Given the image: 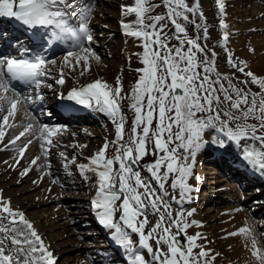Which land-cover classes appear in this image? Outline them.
Instances as JSON below:
<instances>
[{"label": "snow or ice", "instance_id": "obj_1", "mask_svg": "<svg viewBox=\"0 0 264 264\" xmlns=\"http://www.w3.org/2000/svg\"><path fill=\"white\" fill-rule=\"evenodd\" d=\"M162 2L167 9L166 15H151L154 8L159 7L152 5L151 0H134V6L122 9L125 16H136L135 21L122 25L125 34L140 41L143 48L141 62L144 67L137 69L141 75L130 95L122 96L121 87L112 88L100 80L72 89L67 95L68 101L107 114L116 126V138L111 141L116 152L106 155L109 148L106 141L97 153L88 158V164H80L78 168L81 172H92L97 176V197L93 207L97 209L99 222L114 230L112 238L127 254L129 264H211L215 257L209 258L208 252L201 250L193 254L194 247L202 249L196 244L198 239H204L199 233L186 236V245L178 239L191 225L186 222L183 211L173 216L171 204L165 200L169 195L165 186L171 179L173 192L179 190V199L172 196L177 204L191 199L190 193L194 189L187 181L192 176L196 155L205 144L203 133L206 130L215 131L214 143L221 148L232 144L241 165L264 177V77L258 78L251 71H245L246 64L238 65L229 53L232 67L251 77L250 81L240 83L254 84L259 91L252 92L250 88L246 91L231 80L225 85L220 74L215 72L214 61L208 59L206 49L199 43L200 36L193 38L187 32V24H192L198 32L202 27L195 20L197 15L202 17L198 3L189 6L186 0ZM67 7H70L68 0H0V18H12L29 31L39 29L33 35L41 42V48L70 41L77 52L68 51L67 56L89 53L91 49L85 43L93 40L88 27L91 12L80 11L81 23L77 28L69 22L68 13L64 11ZM220 12H224L223 0H220ZM71 15L78 14L73 12ZM169 24L175 30L171 36L166 31ZM222 27L227 29V24L222 23ZM203 32L207 40L206 26ZM223 39L225 42L229 40L227 32ZM172 40L177 43L171 44ZM212 55L215 57L216 54L213 52ZM81 58L86 60L88 57ZM54 63L55 60L44 56L20 59L0 56V91L7 93L11 88L14 92L11 97L0 96V121L3 125H7L9 117L14 116L21 95L18 89L12 88L13 82L39 89L45 83L42 78L49 75L47 65ZM58 83H64L63 76ZM24 99L34 103L43 101L44 97L37 92L34 98ZM124 99L131 102L129 107L135 113L126 141V117L121 109ZM249 120L256 123H249ZM27 127L30 129L32 126L29 124ZM58 134L57 128L41 126L39 138L44 141L41 147L45 152L52 146H58L52 139ZM4 135L0 131V143ZM19 139L17 136L9 143L14 145ZM149 145L156 159L147 166L149 176L142 177L138 164L149 154ZM26 147L20 149L21 157ZM60 155L64 156V153ZM35 162V159L31 161ZM71 163H75V157ZM116 164L118 168H114ZM27 171L25 169V174ZM116 212L121 213L120 222L114 223ZM150 214L159 218L145 234ZM128 229L132 234H138V247L133 245ZM248 231L241 229L240 233L246 235ZM149 241L155 242V250ZM161 245H166L167 251ZM252 248L258 264H264V253L256 248L254 238ZM145 249L152 255L151 261H146ZM0 264H55L53 254L32 223L22 211L14 209L10 201L2 197Z\"/></svg>", "mask_w": 264, "mask_h": 264}, {"label": "rangeland", "instance_id": "obj_2", "mask_svg": "<svg viewBox=\"0 0 264 264\" xmlns=\"http://www.w3.org/2000/svg\"><path fill=\"white\" fill-rule=\"evenodd\" d=\"M207 0H186V2L189 4V6L196 5L198 3V12L202 13V17L200 15H197L195 17L196 23L200 24L202 27L201 29L198 30L192 25V24H187V32L190 37L195 38L197 35L200 36L199 43L206 49L207 51V56L209 60L214 61V69L216 73H219L223 82L225 85H227V81L231 80L233 84H235L237 87L244 88L246 91L248 88L251 89L252 92H258L259 88L254 85V84H247L244 85L240 83L241 81L245 80H251V77H246L242 73L236 72V73H231L228 70H226L224 67L221 66L224 60V55H223V50L226 49L230 45L231 42H234L236 37H231L227 42H223L222 46L219 47L213 42V36H212V24L215 23L214 19V11L218 10V4L220 3V0H209L211 3V10L205 14L203 10V2ZM18 2V0H17ZM70 4V7L64 8V11L68 13L69 16V22L74 26V27H79L81 21L79 19V13L81 10H90L91 16L90 20L88 22V27L91 31V34L93 36V40L90 43H85L86 47H89L91 51L89 53H83V52H78L77 55L73 56H67L68 51H73L77 52V49L73 47L72 43L70 41H65L62 45V49L57 51L55 54H52L50 56H45L46 59L48 60H55L54 64H48L47 65V70L49 72V75L46 77H43L42 79L45 81L43 85H41L42 89H36L34 86L32 88H28L22 84H19L18 82H13L12 88L18 89L21 95L19 96V100L22 103V111L18 115L10 116L9 117V122L7 125H3L2 121H0V131H3L6 133L7 136V146L4 148L0 147V156H14L16 152L14 150L16 149L18 152H20L21 148H24L25 145H27L26 150L28 151L31 147L35 146L38 148V151H40L44 156H50L53 155L56 160V162L52 167L51 163L52 161H49L48 158H43L46 164H48L49 167H46L45 169L40 170H35V174H32L30 176H25L23 174V170L19 172L22 176V179L19 180V184L9 186L11 180H16V173L11 174L9 171H4L2 176H8L7 181H5L6 186H9L13 191L14 195L17 197L19 200H30L33 202H39V200L36 199V197H39L40 200H45L47 199V202L42 205V207H35L34 209H26L24 210L25 213L31 214L32 212L38 213L41 211L43 214H48L63 210L67 211L68 218H63L60 220V223H64L68 221V219H71L74 222V225H66L67 229H70L71 232L74 233L72 236L74 240H77L81 246L82 250L80 253V260H70L69 264H102L101 261H98V256L101 254L100 252L106 253L107 247H103L100 245H105L108 241V239L102 237V228H104L102 225H100L99 220L94 218L93 215V220L91 219L90 216L92 214L90 213L92 208H93V198L95 197L94 195L90 193V195H87V192L84 191V183H80L79 187L74 188H64L57 182H55L52 178H50V172H55L57 174L55 175H60V174H65V170L63 169L65 164L64 159L60 155V153H64V156L72 159L75 157L76 161V167L78 168V165L80 164H88L89 157H92L95 153H97L105 144V142H109V145L111 144V141L115 140L116 138V126L113 124L111 118L109 119V122H105L100 120L97 122V124L94 123H88L87 121L84 122H78V123H63L59 121H52L51 119H54V104L57 101L63 102L65 101L67 95L72 89H80L77 85V81L82 78V74L85 72V69H88L87 71L92 72L93 66H92V59L91 56H96L103 61L107 63H112V60L115 61V63H118L119 66L121 67V70L117 75L115 76L116 84L115 87L119 86L122 88V95L128 94L130 95L135 88V85L139 79V76L141 73L137 71V69H140L144 67L142 64V52L143 48L141 47V42L132 39L131 43H133V47H130V53L133 59H130L129 57H126L124 61H118L116 58L110 57V54L113 51H116L114 48L116 46H119V53L121 55L122 52H124V44L125 41L119 38L120 34L122 33L121 31L124 30L123 24L124 23H131L136 20V16L129 15L125 16L123 13V8L124 6H134V0H80V1H74V0H69L68 1ZM71 2H75L77 4L71 5ZM239 2V1H237ZM242 4L244 7L243 8L246 13H253L256 14L258 12H261L263 16L264 13V0H241ZM152 5H159V7H155L154 10L151 12V15H166L167 9L164 7L162 0H151ZM238 4V3H236ZM262 4V10L257 9V5ZM239 9V8H236ZM73 12H76L78 15L77 16H72L71 14ZM220 12V8H219ZM223 17H218L216 20H225L228 18V12L227 9H224V12L222 13ZM190 19L192 18L191 14ZM238 16V15H237ZM243 17H248L247 22L240 21L241 24H249L250 22L252 23H257L260 24L264 22V17L262 18H255L253 19L254 16H243ZM6 19V18H3ZM10 19V18H9ZM15 26L20 25V24H14ZM207 27V40L204 39V32H203V27ZM244 29L243 26L240 28V30ZM248 30V29H246ZM168 32V35L171 36L173 34L174 27L169 24V29H166ZM218 31L217 30V34ZM222 34L224 32H227L226 29H223ZM122 35V34H121ZM249 35H253L256 37H261L264 36V31L256 30V31H250V32H242L238 33V38H247ZM32 35H29V38H31ZM131 36H129V39ZM19 38L21 37H16L12 41V45L9 49V51H3L0 53V56L4 57H13L15 54L19 55V51L21 49V46H23L24 49H27L28 46L26 44H22L21 46L16 43ZM217 41V40H216ZM139 43V49L135 47L136 43ZM27 43V42H25ZM177 41L172 40L171 44H176ZM14 44V45H13ZM122 45V46H121ZM0 46H2V43L0 41ZM1 48V47H0ZM49 48V47H47ZM123 50H122V49ZM136 48V49H135ZM17 51V52H16ZM248 53L251 56H254V61L258 63L261 66V58L260 60L257 59V57L252 53V50L250 48L247 49ZM215 53V57H213L212 53ZM88 56L90 57L89 59V65L87 66H80V63L84 61L81 57L83 56ZM258 56L263 55V51H260V47L258 48L257 52ZM25 55H27V52H25ZM44 55V49L43 51L37 53L36 56H42ZM18 57V56H17ZM14 56V58H17ZM20 59V58H17ZM79 61V63H77ZM117 61V62H116ZM121 62V63H120ZM131 64H130V63ZM245 65V64H244ZM263 65H262V67ZM252 72V71H251ZM256 77L260 78L258 74L255 73V70L252 72ZM63 76L64 83L61 85L58 83V80ZM215 78V77H214ZM48 85H51L49 87ZM87 83L84 82V86H86ZM18 86V87H17ZM30 92V93H29ZM37 92L43 95L44 99L43 101H35L33 102H26L24 97H35L37 95ZM2 91H0V94ZM11 93L10 95H14L13 90L10 88L9 92ZM48 95H47V94ZM11 97V96H9ZM62 97H64L62 99ZM23 98V99H22ZM129 103L126 105L125 110L126 112L124 113L126 117V122H125V137L124 140L128 139V132L129 129L132 127L133 120L135 118V113L131 110L129 107ZM5 107H8V105H5ZM83 106L82 108H84ZM86 108V107H85ZM89 108V107H87ZM89 111L92 110V108L88 109ZM131 110V112H130ZM99 116L100 114H93ZM198 116L201 114H197ZM22 117H26V119L22 120ZM131 117V118H130ZM128 119V120H127ZM127 123V124H126ZM249 123H256L254 120H249ZM31 124V128L29 129L27 126ZM9 125V126H8ZM38 125L42 126H48L51 128H57L59 129V134L54 135L53 137H58L59 140L62 143H59L58 146H52L49 148L47 152L43 151L41 144L44 142L42 139L39 138V132H36L34 129L38 127ZM155 125V121H154ZM11 127L8 129V127ZM17 127V128H16ZM112 128L113 131H110L109 128ZM27 136L23 139V142L13 145L10 144L9 141L17 137V134L20 132L24 131L27 132ZM82 132L89 133V132H95L98 135L93 136V137H85L83 136ZM259 134V133H258ZM89 135V134H88ZM115 135V136H114ZM216 133L213 130H206L203 133V141L205 142L204 146L202 149L206 150L209 155H219L221 152L217 150L216 148L219 147L218 144L214 143V138L216 137ZM52 137V138H53ZM31 140V143H28V141ZM98 142H102L101 145L98 144ZM124 141H121L123 143ZM242 144L244 141L241 142ZM53 144L57 145V143L53 142ZM16 145V146H15ZM75 145L79 146H85V148L82 147H75ZM228 146H230L232 149L230 151L235 152L237 159L235 162L234 159H230L232 156H225L228 157L226 160L225 158H222L220 160L221 164L220 167L225 169L224 166H226L224 163L226 161L233 162L236 164H239L241 167V163H239L238 159V152L233 148L232 144H226L222 150H225ZM221 148V147H220ZM3 151H2V150ZM53 150V151H52ZM29 152V151H28ZM205 154L201 152L199 153V158L197 155V161L195 160V165L197 162L204 156ZM39 156L35 154L32 150H30V155L28 158L25 160V165L31 167L33 163H31L32 160H36ZM63 159V160H62ZM156 157L151 154V145H149V154L145 155L142 159H140L138 167L141 171V176L142 177H148L149 173L147 171V166L152 164ZM207 165H211L209 161L204 162V166L207 167ZM51 166V167H50ZM217 165H214L212 167H216ZM116 168H118V164L115 165ZM227 168V167H226ZM244 171L248 172V169L246 167H242ZM218 169V168H217ZM220 169V168H219ZM219 169L217 170V174H211L207 177V180L205 182H209L210 178L212 177H223L229 176L228 172H219ZM49 173V175H47ZM34 175V176H33ZM213 175V176H212ZM41 178L47 179L43 184L41 185H34L37 180ZM259 181L254 184L253 186H246L247 188L244 190L242 185L238 181H234V179L231 178L229 181H234L235 184H238V188L236 189L237 191H232L234 194H237L239 198L237 199H226L222 197H214L212 196V199L209 200V202L206 201H200L202 203L201 205L199 204V208L196 210L194 209L193 206H195L194 203H190V200H185L182 204H177L172 200V196L175 195L177 199L180 198V192L179 190H176L173 192L171 189V179H169L168 184L165 186L167 192L169 195L165 197L166 202L171 204L172 208V214L173 216H176V214L180 211H183L184 217L187 223H189L191 226L187 228L185 236H194V234L189 233L190 230H192L193 226H199L198 223H194V216L196 215V211L203 209V213L207 212V207L208 205L212 206L213 210L217 208V210L213 213H210L213 217L214 220L208 218L207 221L209 222V225H211L213 228H219V231L221 232L217 243V247L222 249L223 252H229V240L230 238L234 237V235H229L230 233H236L239 231L238 228H243L240 218H239V211L242 213H246L250 219L255 222L252 224L253 228L252 231L255 232V234L258 237V243L260 245V249L264 253V177L258 175ZM80 180V179H79ZM65 183H68V179H63ZM248 180H245L243 183H245ZM64 183V184H65ZM187 183L192 186V179L191 177L188 179ZM229 183V182H224L218 186H223V184ZM33 186V187H30ZM155 187V184L153 185ZM209 188L207 190L212 191L210 189V185H208ZM30 187V188H28ZM55 187L57 190L62 192L61 196L59 198H54L51 196L50 188ZM6 189V188H5ZM259 190V191H258ZM159 192L160 190L157 189ZM41 194L44 196H35V194ZM203 193V192H202ZM228 191H223L220 194H228ZM11 197V196H10ZM247 204H244V202L248 201ZM11 200H13L15 203L18 202V200H15L11 197ZM26 202V201H25ZM233 206H239L238 210H233ZM32 211V212H31ZM189 213H191L189 215ZM121 213L118 212L116 214L117 221H119ZM158 215L155 214H150L148 219L150 220L149 223L145 226L144 232L147 234V232L155 225V223L158 220ZM207 218V217H206ZM142 219V217H141ZM154 219V220H153ZM211 220V221H210ZM50 223H52V220H48ZM152 221V222H151ZM42 222L45 223L43 220ZM98 222V223H97ZM97 223V224H96ZM237 225L239 227H237ZM237 228V229H235ZM245 228V227H244ZM245 229H250L246 226ZM237 230V231H236ZM54 231L58 233H63L64 229L63 228H58L57 230H51L46 232L47 236L49 237V243L48 245L53 246V238L52 236L54 234ZM173 233L176 232V229L173 228ZM109 232V231H108ZM240 232V231H239ZM251 232V231H250ZM135 235V234H134ZM137 235V234H136ZM245 235V234H244ZM246 236H249L246 234ZM63 237V235H62ZM71 238V237H70ZM70 238H60L63 242H69ZM53 240V241H52ZM72 240V239H71ZM59 243V241H56ZM150 244L153 245V249L155 250V242L154 241H149ZM63 245V243H62ZM68 245H64V247H60L61 249H70L72 247H67ZM135 246H139V239ZM164 251H167V246L166 245H161ZM120 248V246H119ZM89 253H88V252ZM196 252V253H195ZM200 252L198 247L193 248V254L196 255ZM52 254H56V249L55 251L51 252ZM122 253V251H121ZM151 256L150 259L152 260V255L147 252V250H143V255L146 256ZM150 254V255H149ZM58 255V254H57ZM68 255H71V259H75L76 257L75 254L68 253L64 254L62 251H60L59 255L57 256L55 263L60 264L61 262L64 261L65 258H67ZM55 256V255H54ZM53 256V257H54ZM94 256V257H93ZM124 257V255H122ZM112 260H114V263H118L120 260H122L118 255L114 256L111 255L110 257ZM210 258V257H209ZM59 260V261H58ZM212 261V260H211Z\"/></svg>", "mask_w": 264, "mask_h": 264}, {"label": "bare ground", "instance_id": "obj_3", "mask_svg": "<svg viewBox=\"0 0 264 264\" xmlns=\"http://www.w3.org/2000/svg\"><path fill=\"white\" fill-rule=\"evenodd\" d=\"M74 1L77 2L80 0H74ZM237 1H239V2H237ZM223 3H224V9L225 10L227 9L228 18H226L225 20H222V21L216 20V18H218V17H223V14L221 12H219V8H220V3H219L218 7H216V8H218V10L214 11L215 23H213L211 26L212 36L214 38L213 42L216 45H218L219 47H221L223 42H224L223 36L225 35L226 32H224V34H222V32H221L223 29H225L222 27V23L227 24L226 30H227V34H228L229 38L236 37L235 38L236 40L234 42H231L230 45L228 47H226V49L223 50L224 60H223V63L221 64V66L224 67L226 70H228L231 73L239 72V71H237L236 68H233L232 65L229 63V53H230L232 56V59L238 65L242 66V65L246 64L245 71H252L253 72L255 70V73L258 74L259 77H264V69L261 68L262 65L264 67V36H261L258 38L256 36L249 35L247 38H242V39L238 38V33H240V31L246 32V33L250 32V31H256V30L264 31V22H262L260 24H257V23L255 24V23L250 22L249 24H244V25L240 23V21L247 22L248 20H250V19H248V17H243V16H247V15L254 16L253 19L262 18V17H264V13H263V16H261L262 15L261 12H258L256 14L249 12V13H246V15H245V11H247V10H244L243 8L241 9V7H244L241 0H223ZM236 3H238V4H236ZM75 4H77V3L71 2V5H75ZM262 4H264V2H262ZM262 4L257 5L258 6L257 9H261ZM202 6H203L202 8H203L205 14L211 10V3L209 2V0L204 1ZM236 8H239V9H236ZM14 24H20V23L16 22L12 18H10V19L9 18H6V19L0 18V41L2 43V46H0L1 52H3L4 50H9L12 43H13L12 40L16 37H21L18 40H16L17 43L27 42L26 45L28 46V44H30V48H31L32 52H34V51L41 52L44 49V54H47V56L55 54L57 51H59L60 49L63 48L62 45L53 46V47H49V48H41V42L36 40L34 38V35H33V33L39 31V29H33V30L29 31L22 24L17 25V26H15ZM242 26L244 29L240 30V28ZM246 29H248V30H246ZM217 30H221V31H218V34H217ZM121 32H122L121 33L122 35L120 34L119 38L122 40L124 39L123 41H125L124 52H122L121 55L118 54L119 53L118 47L120 45L116 46V47H114V48H117V49H115L116 51H113L110 54V57L116 58V59H118V61L120 60L122 62V61H124V59L126 57L133 59L129 49H130V47L134 46L133 43H131V41H133L132 39H135V38L130 37L131 39H129V36L125 34L124 30ZM30 34L32 35L31 38H29ZM23 44H25V43H23ZM135 47L139 49V43L138 42L135 44ZM259 47H260V51H263V55H261V56H258V54H257ZM248 48H250L252 50V53L257 57L258 60H260V58H261V60H260L261 66L254 61V56H251L248 53V51H247ZM87 57L88 58L86 60L83 59L84 61H82L80 63V66L83 67V66L89 65L88 63L92 59L93 70H92V72L85 70V72L82 74V78L77 81V85L82 88V86L84 85V82H86L87 84H90V83H93L97 80H100L102 82H106L110 87L115 88V84H116L115 76L121 70V67L119 66V64L115 63V61H113V60H112V63H107V62L103 61L102 59H100L96 56H93V55L91 56V59L88 56V54H87ZM89 59H90V61H89ZM40 89H42V87H40ZM10 94L11 93H8V92L7 93L2 92L0 94V96H13ZM122 96H124V95H122ZM128 103H129L128 99H124L121 102V109H122L123 113L126 112L125 107ZM53 106H54V117H53L54 119H51L52 121H59V122H63V123H78V122H84L85 123V121H87L88 123L97 124V122L99 121V119H97V118H100V120L105 121V122H109V119H110V117L105 113L95 111V110H93V108H92V110L89 111L88 109L90 107L89 108H87V107L82 108L84 105H79L75 101H68L67 99H65V101H63V102L57 101V102H55V104ZM21 111H22V103L19 100V103L17 104V109H16L14 115L20 114ZM130 112H131V110H130ZM95 113L100 114V115L99 116L93 115ZM24 119H26V117H22V120H24ZM41 126L42 125H38V127H36L34 130L36 132H39V129L41 128ZM10 128L11 127H8V129H10ZM49 128H51V127H49ZM109 130L113 131L111 127L109 128ZM29 131H31V130H28L27 132L22 131L24 133L23 136H21L22 132L17 134V136H19L20 139L17 140L16 144L23 142V139L28 135L27 133ZM82 134H83V136L88 137V138L98 135L95 132H92V133L89 132L88 133L89 135L85 132H82ZM52 139H53V142H55L57 144L62 143L58 137H53ZM7 142H8L7 136L5 133V135L3 136V142L0 143V147L3 148V150H5L4 148H6L7 146H11V145H7ZM101 143L102 142H98L99 145H101ZM82 148H85V146ZM216 149L219 150L221 153L219 155L213 156V154L209 155V153H207L206 150L201 148V152L204 153L205 155L203 156L202 160L200 159L197 162V164L195 165V163H194V166H193L191 179H192V188L194 190L190 193V197H191L190 203L195 204V206H193V207L196 210L199 208V204L200 205L202 204V203H200V201L209 202V200L212 199V196L238 200L239 199V198H237L238 195L234 194V192L232 193V191H237L236 189L238 188V184H235L236 181H238L245 190L247 188L246 186H248V187L253 186L254 184H256L260 180L258 177V174L254 173L250 170H248V172H246L242 168L244 166L241 167L239 164H236L233 162L226 161V163H224L226 165V166H224L225 169L220 167V164H221L220 160L222 158H225L226 160H228L227 159L228 157H225V156H229V155L232 156V157H230V159H234L235 162H237L236 161L237 156H236L235 152L230 151V149H232L230 146H228L225 150H222V148H220V146L217 147ZM30 150H32L35 154H37L39 156L38 159L35 160L36 162L31 165V167L24 164L25 160L30 155ZM28 151L25 149L22 157L20 156V152H18L16 149L14 150V152H16V154L14 156H9V155H6L4 157L0 156V197H2L3 200H5V201H10L11 206L14 209H19L20 211H22L24 213L25 218L32 223L34 229L41 236L42 240L44 241L45 245L47 246L48 251L53 252L56 249L57 253L53 254V256L55 255L54 256L55 260H56L57 256L59 255L60 251H62L63 255L64 254L66 255L68 253L69 254L72 253V254L76 255V257H74L75 259H71L72 256L68 255L67 258H65L64 261L61 262L60 264H69L70 260H77V259L80 260V253L82 250V246L77 240H74V238L72 237L74 235V233L71 232V230L67 229V227H66V225H74V222L71 219H68V221L65 222V224L60 223L61 219H63V218L67 219L68 218L69 213L67 211H63V210L58 211L57 210L55 212L49 213V215L43 214V213H41V211L36 213V214H35V212L31 211L32 212L31 214L30 213L27 214L24 212V210L34 209L35 207H42V205L47 202V199L42 201V200H40L39 197H36V199L39 200V202H33L30 200H26V199L21 201V200L17 199V197L12 192L13 190L9 187V186L19 184L18 179H22V177H18V176H22L21 174H19V172H21V170H23V174H25V169L28 170L25 174V176L27 177V176H30L32 174H35V170H39V169L42 170V169H45L46 167H49L48 164H46L44 162L45 160L43 158H48L49 161H52L53 162V163H51L52 167H54L53 165L57 162V159L53 158L55 156H53V155L44 156L40 151H38V148L35 146L31 147ZM43 151H45V150L43 149ZM115 152H116L115 147L113 145H109V148H108L106 155L111 156ZM199 153H200V151L197 153L198 158H199ZM197 155H196V158H197ZM65 157L66 156H62V158L64 159L63 163L65 164V166L63 168L65 170L64 171L65 174L55 175L57 173L50 172V175H49V173L47 175H49L50 178H52L55 182H57L58 184H60L64 188L76 189V187L80 186V183L82 181V183H84V186H85L83 189H84V191L87 192V195H90V193L93 195H94V193L96 194L95 197L93 198V201H94L97 197V187H96L97 176L95 174H93L92 172H81V170L77 169V167H76V161L77 160H75V163H71L72 159H70L68 157H66L67 159H65ZM196 158H195V160L197 161ZM54 160H56V162H54ZM205 161H209L211 165H207V167L204 166ZM66 165H67V167H66ZM214 165H217L216 167L218 169L220 168L219 172H226L227 171L229 176H227L228 178H226L225 176H223L221 178L212 177V178H210L209 182L206 183L205 180H207V177L209 175H211V174L214 175V174L218 173L217 172L218 169L215 167H212ZM114 168H116V167L114 166ZM4 171H9V173H11V174L16 173V175H17L16 180L15 181L11 180L10 185L7 187H4V186H6L5 181L8 180L7 179L8 176H2ZM17 171H19V172H17ZM197 177L199 179H197ZM231 178L234 179L235 182L229 181V180H231ZM63 179H68V183H65L63 181ZM46 180L47 179H45V178L39 177V179L37 180V182L34 185L35 186L41 185ZM245 180H248V181L243 183ZM224 182H229V183H225V184H223V186H220L219 188H218V186H215V185H219V184L224 183ZM208 185H210V189H212V191L207 190V188H209ZM30 187H33V186H30ZM30 187H28V188H30ZM48 191H50L51 196L54 198H59L62 194V192L57 190L55 187H51L50 190H48ZM223 191H228L229 193L228 194H220ZM10 196L13 199L15 198V200H18V202L15 203L16 201L14 202L13 200H11ZM35 196H41L42 197L44 195H41L38 193V194L34 195V198H35ZM249 201H250V199H248V201L244 202V204H247V202H249ZM207 207H209V208H207L206 213L205 212L203 213V209H202V211L201 210H198V212L196 211V215L194 216L193 219H194V223H198L199 226H193L192 230H190L189 233L194 234V236H196L199 233L202 237H204V239H198L196 241V244L202 246V249L200 247H198L200 251L203 250L205 252H208L209 257H215V259L211 261V264H258V260L253 255L254 250L252 248V240L254 238L255 242H256V248L260 249V245L258 243V237L255 234V232L252 231V228H253L252 224L255 222H253L250 219V217L247 216V214L245 212L242 213L241 211H239L238 209H241V208H239V206H233L232 211L238 210L240 222L243 226V228H238L239 231L241 229H245L247 226L251 232L248 231L249 236H246V235H244V234H242L236 230L237 231L236 233H238V234L234 235V237L230 238V240H229V243H230V246L228 247L229 252H223L222 249L217 247V243H216L219 239L220 234H221V232L219 231V228H213L211 225H209V222L207 221L208 218L214 220L210 213L215 212L217 210V208L213 210L212 206L208 205ZM90 213L92 214V216H90L92 220L94 218L99 220V217L97 215V209H95L93 207ZM117 213L118 212L115 213L114 218H113L114 223L118 222L117 218H116ZM93 215H94V218H93ZM43 220L45 221V223L42 222ZM48 220H52V223H50ZM99 224L102 225L101 223H99ZM102 226L104 227V225H102ZM237 227H239V226L237 225ZM58 228L59 229L63 228L64 232L60 234V233L54 231V234L52 235V236L55 235L53 238L54 241L52 240L54 244H53V246L48 245L49 237L47 236L46 232H48V231L51 232V230H57ZM235 229H237V228H235ZM102 231H103L102 237L108 239V241L105 245H100V246L107 247V250H106L107 252L106 253L100 252L101 254H99V256H98V259H99L98 261H101L102 264H129V261L127 259V254L124 252V250L121 247L119 248L118 243L112 238L114 230L107 229L104 227V228H102ZM127 231L130 233L131 239L133 241V245L135 246V244L137 243V241L139 239L138 234L137 235L132 234L130 232V229H128ZM62 235H63V237H62ZM60 238L61 239L62 238H70V239H69V242L67 243L65 241L61 242L62 240ZM56 241H59V243H57ZM62 243H63V245H62ZM65 244L68 245L67 247H72V248L64 249V250L61 249L60 247H64ZM136 247H138V246H136ZM121 251H122V253H121ZM261 252H262V250H261ZM111 255H114V256L118 255L122 260H120L118 263H114V260H112L110 258ZM122 255H124V257ZM150 257L151 256L147 257V254H146V256H145L146 261H151ZM75 264H77V263H75Z\"/></svg>", "mask_w": 264, "mask_h": 264}, {"label": "water", "instance_id": "obj_4", "mask_svg": "<svg viewBox=\"0 0 264 264\" xmlns=\"http://www.w3.org/2000/svg\"><path fill=\"white\" fill-rule=\"evenodd\" d=\"M178 239H180V241H181L182 244H185V245L187 244L185 234L180 235V236L178 237Z\"/></svg>", "mask_w": 264, "mask_h": 264}]
</instances>
